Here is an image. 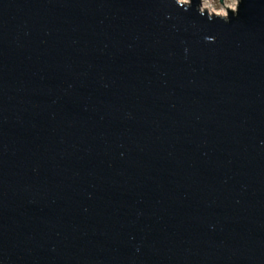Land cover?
<instances>
[{"label": "water", "instance_id": "water-1", "mask_svg": "<svg viewBox=\"0 0 264 264\" xmlns=\"http://www.w3.org/2000/svg\"><path fill=\"white\" fill-rule=\"evenodd\" d=\"M197 2L0 0V264H264V0Z\"/></svg>", "mask_w": 264, "mask_h": 264}, {"label": "clouds", "instance_id": "clouds-1", "mask_svg": "<svg viewBox=\"0 0 264 264\" xmlns=\"http://www.w3.org/2000/svg\"><path fill=\"white\" fill-rule=\"evenodd\" d=\"M242 0H198L196 3V12L207 18L208 21H212L214 18H218L224 23H228L230 20L229 12L232 17L238 14V7ZM178 6H182L183 9L188 10L191 5V0H174ZM206 40H212L213 37H206Z\"/></svg>", "mask_w": 264, "mask_h": 264}]
</instances>
